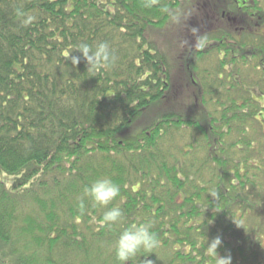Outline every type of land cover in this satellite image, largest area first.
I'll use <instances>...</instances> for the list:
<instances>
[{
	"label": "trees",
	"instance_id": "16d2710c",
	"mask_svg": "<svg viewBox=\"0 0 264 264\" xmlns=\"http://www.w3.org/2000/svg\"><path fill=\"white\" fill-rule=\"evenodd\" d=\"M100 41L113 67L71 65ZM250 48L264 55V0H0V264H120L115 240L137 223L160 246L127 264H214L217 235L232 264H264V128L233 74ZM103 177L120 196L93 207L83 190Z\"/></svg>",
	"mask_w": 264,
	"mask_h": 264
},
{
	"label": "clouds",
	"instance_id": "9594fccd",
	"mask_svg": "<svg viewBox=\"0 0 264 264\" xmlns=\"http://www.w3.org/2000/svg\"><path fill=\"white\" fill-rule=\"evenodd\" d=\"M156 3L157 0H143V6L145 8H151L155 6ZM162 11L167 13L169 10L163 8ZM15 15L20 19L22 26H28L34 20V17L26 14L22 8H16ZM178 17L179 13L172 15L171 18L175 21ZM192 33L196 37L195 46L197 48H203L205 46V39L198 35L199 29L193 27ZM73 52H78L79 55H71ZM67 59H70L72 66L78 65L81 60H83L87 65V69H109L115 65L118 57L111 48L109 42L100 41L94 46L81 42L75 47L74 51L69 53ZM209 195L213 199L217 198V193L215 191L210 192ZM83 196L90 199L93 207H107L120 196V187L118 184L114 183L111 178L103 177L96 179L89 186H85ZM79 207L81 210L84 209L83 198L80 199ZM123 218L124 216L121 208L114 205L103 213L100 223L111 229L120 224ZM222 244L223 240L219 235L211 239L205 236V240L203 241L204 256L210 258L214 264H232L230 252L223 256L218 253V248H220ZM159 246L160 240L157 234L152 231L151 223H137L119 232L114 243V253L120 264H127V262H131L136 258L138 254L153 253ZM145 264H151V261H146Z\"/></svg>",
	"mask_w": 264,
	"mask_h": 264
},
{
	"label": "flooded vegetation",
	"instance_id": "af4514ba",
	"mask_svg": "<svg viewBox=\"0 0 264 264\" xmlns=\"http://www.w3.org/2000/svg\"><path fill=\"white\" fill-rule=\"evenodd\" d=\"M249 50L252 54L248 55L251 59L250 65L249 67L247 66V69L233 72L235 77L234 81L237 83L239 77L248 76L249 88L247 91L250 94V100L256 112L254 119L264 128V55L258 54V52L262 51L255 48H250ZM258 60L259 63H257ZM239 67L241 66H238V68Z\"/></svg>",
	"mask_w": 264,
	"mask_h": 264
},
{
	"label": "rangeland",
	"instance_id": "374dc122",
	"mask_svg": "<svg viewBox=\"0 0 264 264\" xmlns=\"http://www.w3.org/2000/svg\"><path fill=\"white\" fill-rule=\"evenodd\" d=\"M173 25V24H172ZM172 25L168 26V27H165L164 30L161 31V33L159 35H157V41L156 43H163L162 46L165 44L167 45V43L169 42H172V39H173V32H172ZM5 181L4 184L6 185L7 188H10L11 186V181H13V179H4Z\"/></svg>",
	"mask_w": 264,
	"mask_h": 264
}]
</instances>
